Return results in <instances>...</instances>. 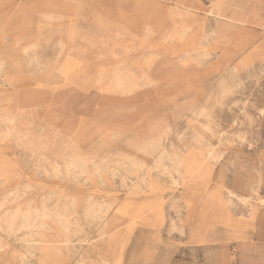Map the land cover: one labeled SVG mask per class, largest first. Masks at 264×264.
I'll use <instances>...</instances> for the list:
<instances>
[{"label": "rangeland", "instance_id": "374dc122", "mask_svg": "<svg viewBox=\"0 0 264 264\" xmlns=\"http://www.w3.org/2000/svg\"><path fill=\"white\" fill-rule=\"evenodd\" d=\"M0 163V264H264V0H0Z\"/></svg>", "mask_w": 264, "mask_h": 264}, {"label": "bare ground", "instance_id": "6f19581e", "mask_svg": "<svg viewBox=\"0 0 264 264\" xmlns=\"http://www.w3.org/2000/svg\"><path fill=\"white\" fill-rule=\"evenodd\" d=\"M124 19H125V18H124ZM162 32H164V31H162ZM160 33H161V32H160ZM246 68H247V67H246ZM73 159H74V158H73ZM105 160H106V159H105ZM73 161H74V160H73ZM4 163H5V162H4ZM0 164H2V163H0ZM5 165H6V164H5ZM10 166H11V164H10ZM0 167H1V166H0ZM13 167H14V166H13ZM1 170H2V169H1ZM1 170H0V171H1ZM13 170H14V169H13ZM4 171L6 172V169H5ZM14 171H15V170H14ZM2 172H3V171H2ZM2 172H1V173H2ZM5 172H4V173H5ZM10 172H11V171H10ZM15 172H16V171H15ZM15 172H11V173H14V174H15ZM4 173H3V174H4ZM16 173H17V172H16ZM3 174H2V175H3ZM4 175H5V174H4ZM13 176H14V175H13ZM10 177H11V176H10ZM14 177H15V176H14ZM223 200H224V199H223ZM35 220H36V219H35Z\"/></svg>", "mask_w": 264, "mask_h": 264}]
</instances>
